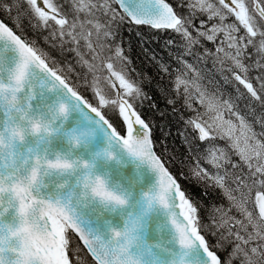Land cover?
Instances as JSON below:
<instances>
[{
	"label": "snow or ice",
	"instance_id": "obj_1",
	"mask_svg": "<svg viewBox=\"0 0 264 264\" xmlns=\"http://www.w3.org/2000/svg\"><path fill=\"white\" fill-rule=\"evenodd\" d=\"M124 29L181 41L175 73L149 59L195 113L183 157L157 150ZM209 56L235 97L186 59ZM0 264H264V0H0Z\"/></svg>",
	"mask_w": 264,
	"mask_h": 264
},
{
	"label": "trees",
	"instance_id": "obj_2",
	"mask_svg": "<svg viewBox=\"0 0 264 264\" xmlns=\"http://www.w3.org/2000/svg\"><path fill=\"white\" fill-rule=\"evenodd\" d=\"M171 2L174 3L175 0H171ZM122 35L124 37L125 46H127L129 43L131 44L132 51L130 54L137 71L147 73L149 76L153 77V86L148 87L146 90L152 96L153 100L158 105V108L150 109L148 106L149 102H145L141 111L144 113L146 119L154 124L153 135L158 142L157 150L159 151L161 146L166 144L169 152L175 150L180 157H183L185 153L184 147L181 143L182 137L179 135V132L184 129L185 125L184 120L181 119V116L188 118L195 115V113L186 110L183 107V101L180 99H177L175 104V107L179 109V111H172V106L167 104V99L173 98L172 94L170 92H161L155 87V83H159L167 90L168 78L165 77L163 80H161L155 63L149 59L150 54L154 52L159 59L168 63L171 66L172 72L175 73V71L180 68V65L175 60L174 56L169 55V51H182V49L179 47L181 41L178 37L170 32L153 33L148 29L144 30L142 38L137 37L134 31L128 29H124ZM169 39H174L176 41V46H169L168 48H165V42ZM141 40H143V44L141 43ZM205 44L208 49L214 51L212 44L208 42H205ZM145 49L147 51H145ZM199 51L202 55L203 48H201ZM53 54L60 59L66 58L68 62H74V57L72 54L65 53V56L61 57L59 52L55 50H53ZM186 59L195 65L196 68L201 72L202 82L209 86L213 93L217 95L219 94L220 96L222 95L224 99H228L230 96H236V88L234 83L226 82L224 80L223 75H227V73L222 74L219 71L220 65L218 63L214 64L213 57L209 56L206 62L197 61L193 57H186ZM257 74L258 73L255 70L250 73V75L253 77ZM246 104V100L239 101L240 109L245 114H247L249 111V109L246 107ZM256 111H261L258 106ZM161 112L165 113L163 117L160 115ZM249 119L251 120V116H249ZM254 128L256 132H260L259 124H255ZM171 167L174 172L178 173L180 170L178 164H173ZM181 183L191 194L194 196H199L200 189L198 187H194L188 181L183 179H181ZM205 202L207 201L205 200Z\"/></svg>",
	"mask_w": 264,
	"mask_h": 264
},
{
	"label": "rangeland",
	"instance_id": "obj_3",
	"mask_svg": "<svg viewBox=\"0 0 264 264\" xmlns=\"http://www.w3.org/2000/svg\"><path fill=\"white\" fill-rule=\"evenodd\" d=\"M201 84H202V86H203L204 88H206L210 93H213V92L210 90V87L207 86V85H205V84L202 82V80H201ZM218 96H220V95L218 94ZM195 107H196V108H199L200 106L197 104V105H195ZM201 111H202V109H201ZM217 143H218V145L221 146V147H224V148H226V149L228 148V141H226V140H218ZM233 159H238V158H237V157H233Z\"/></svg>",
	"mask_w": 264,
	"mask_h": 264
}]
</instances>
